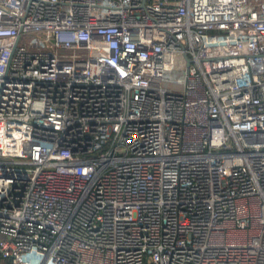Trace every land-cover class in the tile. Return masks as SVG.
I'll return each mask as SVG.
<instances>
[{
	"label": "built area",
	"instance_id": "obj_1",
	"mask_svg": "<svg viewBox=\"0 0 264 264\" xmlns=\"http://www.w3.org/2000/svg\"><path fill=\"white\" fill-rule=\"evenodd\" d=\"M0 264H264V0H0Z\"/></svg>",
	"mask_w": 264,
	"mask_h": 264
},
{
	"label": "rangeland",
	"instance_id": "obj_2",
	"mask_svg": "<svg viewBox=\"0 0 264 264\" xmlns=\"http://www.w3.org/2000/svg\"><path fill=\"white\" fill-rule=\"evenodd\" d=\"M175 76H177V75H175Z\"/></svg>",
	"mask_w": 264,
	"mask_h": 264
}]
</instances>
